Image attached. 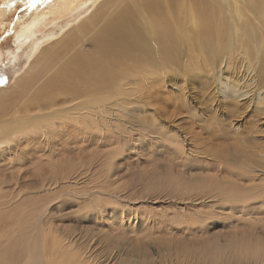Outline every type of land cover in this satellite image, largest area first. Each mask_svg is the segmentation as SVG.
<instances>
[{"label":"rangeland","instance_id":"rangeland-1","mask_svg":"<svg viewBox=\"0 0 264 264\" xmlns=\"http://www.w3.org/2000/svg\"><path fill=\"white\" fill-rule=\"evenodd\" d=\"M53 1L0 4V86L10 87L7 108L18 100L29 103L43 83L12 89L31 60L25 55L31 39L18 49L11 29ZM189 1H88L45 28L57 32L50 43L67 37L52 53L50 72L77 53L103 68L102 83L93 80L94 72L81 83L70 77L73 94L86 91L92 106H104L126 90L120 95L124 111H117L120 120L112 126H100L90 114L88 145L75 152L69 169L64 160L57 163L55 184L50 185L51 151L38 150L26 164L5 165L11 157L0 155V177L10 180L18 172L20 190L31 194L22 197L20 209L52 204L43 229L51 227L47 235L68 244L69 253L82 247L92 261L134 264L125 256L137 247L142 264H264V255L227 244L235 238L264 240V49L255 50L249 38L226 47L222 27L215 31L221 42L203 41L185 18ZM151 13L167 23L158 37L146 31ZM119 16L127 19L117 20L119 37L104 31ZM132 37L140 39V49L128 44Z\"/></svg>","mask_w":264,"mask_h":264},{"label":"bare ground","instance_id":"bare-ground-1","mask_svg":"<svg viewBox=\"0 0 264 264\" xmlns=\"http://www.w3.org/2000/svg\"><path fill=\"white\" fill-rule=\"evenodd\" d=\"M12 1L0 0V4L2 3L1 6L4 7L10 5ZM88 1L95 0H55L52 4L45 6V8H35L24 15L22 20L15 24L17 29H15V25L12 27L13 43L18 49L27 42L26 40L31 39L25 54L28 60H31L28 61L23 71L14 78V82L11 84V87L13 86L12 89L23 90L31 85H36L38 81H43V83L36 87V90L32 93L31 99L33 100H30L29 103H21L22 100H18L12 104L10 103L11 105L8 108L4 105L9 100L6 98L10 87L0 86V155L3 156L2 159L9 156L12 158V160H10L11 158L5 160L6 162L3 164L24 163L27 160L30 161V156H36L38 150H49L52 153L49 159H54V166H50L52 181V176L56 172L58 173L55 167H57V163L60 160H64L67 164V169H69L75 159V152L82 154L85 151L88 145V128L90 126L88 118L90 114H96L97 119L95 122H98L103 127H110L115 121L120 120L118 118L119 115L116 114L117 111L119 113L124 111L122 107L125 101L121 100V96H123L121 93L126 95V90H122L124 87L120 90L125 93H119V97L114 99L116 93L115 96H112L114 100L104 101L106 102L104 106L99 104L92 106L90 98H87L86 91L81 93L80 90V93L78 92L79 95L73 94L75 89L70 77L80 78L77 83L81 79L88 80L91 74L93 75L94 73L95 77L93 80L96 83H102V79L103 82L107 79L99 62H94L96 59L90 61L86 54L77 53L63 61L64 64L59 68H57L58 66L55 67L57 64H54L55 71L50 72L53 69V65H49L51 64L50 60L53 59L51 58L52 53L58 46H63L67 42V37L63 38L61 36L57 41L50 43L57 37V32L55 30L46 31L45 28L48 25H54L61 17L71 15ZM182 1L180 0V2ZM220 1H224L225 6H222L223 4L219 3ZM189 2V7L191 8L187 10V14H189L185 18L187 17L191 21L195 27V33L203 41L210 39L213 43L221 42L220 36L215 31L222 27V36L224 41L227 42L226 47L233 42L234 47L236 43L243 41L244 38H249L253 42L255 50L262 51L264 49V0H213L214 3L220 4L216 6L212 5L214 4L212 0H190ZM151 14L146 31L151 36L155 35L158 37L159 34L168 30L167 23L161 15L157 13ZM94 17L93 19L92 16L89 17V20L93 21ZM117 20L121 23L127 22L124 16L116 17L108 22L104 31L114 33V36L118 35L119 37L121 31L119 32L120 24ZM91 23H88V25H91ZM55 26L59 30L63 28L61 25L55 24ZM133 29L132 32L136 35ZM37 34H39L38 37ZM69 34L70 32L65 35L68 36ZM99 35H102V33L100 32ZM139 42L140 39L136 37V39L133 38V41L130 40L128 44L134 48H139ZM246 50H248L247 47ZM98 52L100 51L98 50ZM262 52V61H264V50ZM1 55L0 50V58ZM257 57L259 58V55ZM56 58L59 57L56 56ZM247 93L245 91L240 96L242 94L245 96ZM80 94H83L84 97H81ZM76 96H79V100H77ZM101 102L103 103V101ZM117 125L119 126V123ZM81 154L77 156L80 158ZM16 173V177L10 179L11 181L0 177V264H108L106 261H92L89 259L90 251L88 253L82 247H79L76 252L69 253L68 244L59 239L53 240L55 235H47L49 233L52 234L51 227L45 230L43 227L50 219L52 204L44 203L41 209L38 208L39 205L32 206L31 209H28L29 211L24 208L20 209L18 203L22 197H29L31 194L20 190L19 174L18 172ZM52 183L55 184L52 181L50 185ZM2 190H7L8 195L4 194ZM57 202L60 203L62 201L58 200ZM115 211H112V213L116 214ZM246 239L235 238L230 240L229 238L230 241L227 239V244L231 245L229 248L234 245V250H238L241 253H260L264 255L263 239L259 237ZM48 241L50 242L49 244L47 243ZM134 248L138 251L137 247ZM134 248L131 247L129 249L130 253L128 251V255L126 254L125 257L133 258L134 264H142L144 258H142L143 256H138ZM216 251H219V248ZM135 255L137 256L135 257Z\"/></svg>","mask_w":264,"mask_h":264},{"label":"snow or ice","instance_id":"snow-or-ice-1","mask_svg":"<svg viewBox=\"0 0 264 264\" xmlns=\"http://www.w3.org/2000/svg\"><path fill=\"white\" fill-rule=\"evenodd\" d=\"M13 2H14V0H13ZM9 6H11V4Z\"/></svg>","mask_w":264,"mask_h":264}]
</instances>
